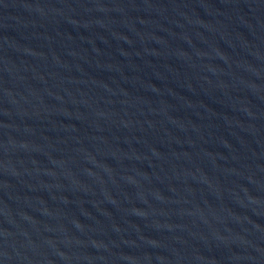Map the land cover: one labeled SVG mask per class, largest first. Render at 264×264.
Instances as JSON below:
<instances>
[{"label": "water", "instance_id": "95a60500", "mask_svg": "<svg viewBox=\"0 0 264 264\" xmlns=\"http://www.w3.org/2000/svg\"><path fill=\"white\" fill-rule=\"evenodd\" d=\"M0 264H264V0H0Z\"/></svg>", "mask_w": 264, "mask_h": 264}]
</instances>
